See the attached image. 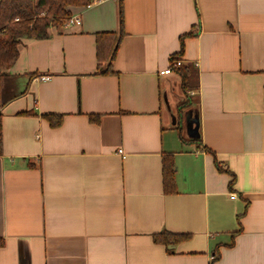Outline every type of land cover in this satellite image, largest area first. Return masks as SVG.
<instances>
[{
  "label": "crops",
  "instance_id": "obj_1",
  "mask_svg": "<svg viewBox=\"0 0 264 264\" xmlns=\"http://www.w3.org/2000/svg\"><path fill=\"white\" fill-rule=\"evenodd\" d=\"M119 1L22 39L0 79V264H211L215 253L214 264H264V0H121L124 32L101 75L95 35L117 34ZM190 32L179 58L196 97L182 112L180 75L160 72ZM184 121L198 124L186 144ZM160 231L191 238L169 255L152 241Z\"/></svg>",
  "mask_w": 264,
  "mask_h": 264
},
{
  "label": "trees",
  "instance_id": "obj_2",
  "mask_svg": "<svg viewBox=\"0 0 264 264\" xmlns=\"http://www.w3.org/2000/svg\"><path fill=\"white\" fill-rule=\"evenodd\" d=\"M93 0H0V79L7 77L10 69L16 64L19 56V44L22 39H43L48 36V28L56 27L63 29L64 24L73 16L72 8L85 7L92 3ZM118 32H101L95 35L96 45V61L98 62L99 74L103 75L112 73V63L115 54L118 50V43L122 37L124 29L123 12L121 0L118 3ZM196 36V33H188L180 37V50L177 54L172 55L171 63L175 60L182 61L179 57L182 55L185 37ZM116 39V41H115ZM176 69V73L180 75V89L187 93L190 91L191 82H194L195 72L190 65H181ZM39 74L32 73L30 77L38 76ZM264 103V96H263ZM185 105H190L186 103ZM24 114L33 115L32 111ZM1 106H0V154L2 151V127H1ZM43 118L52 128H57L63 121V116L60 114H45ZM89 120L97 123L98 115H89ZM184 142V141H183ZM215 159V155L209 149ZM215 167L219 171L224 172L217 160L214 161ZM176 169L172 154L164 155L162 158V185L166 195L176 193L175 185ZM233 178V175H232ZM232 183V182H231ZM191 238V234L175 233L168 231H160L152 236L154 244L161 245L166 248L167 253L172 255L174 249L168 247L187 242ZM4 241L0 238V247ZM219 255L215 253L211 264L217 261Z\"/></svg>",
  "mask_w": 264,
  "mask_h": 264
},
{
  "label": "rangeland",
  "instance_id": "obj_3",
  "mask_svg": "<svg viewBox=\"0 0 264 264\" xmlns=\"http://www.w3.org/2000/svg\"><path fill=\"white\" fill-rule=\"evenodd\" d=\"M116 41V39H115ZM195 86L194 82H191V85H190V90ZM175 90L177 92V94H180L182 95V97L184 96V92L180 89V86L176 85L175 86ZM194 89H192V95H190L189 93H186V95L184 96V98L182 99V101H177L176 100V103L177 105L176 106H173L172 108L174 109H179L180 111L183 112L184 109H187L189 107V105H185L186 103H194L195 102V95L193 94V91ZM193 112H191V117L194 119V114H192ZM184 118H186V116H184ZM198 130V124L197 123H194L192 124V126L189 128L187 126V122L184 121L183 124L179 123L178 127H177V130H176V135L177 137L180 139V141L183 143V144H186L189 139H194L196 138L195 135L197 134V131ZM184 141V142H183ZM186 146V145H185Z\"/></svg>",
  "mask_w": 264,
  "mask_h": 264
},
{
  "label": "built area",
  "instance_id": "obj_4",
  "mask_svg": "<svg viewBox=\"0 0 264 264\" xmlns=\"http://www.w3.org/2000/svg\"><path fill=\"white\" fill-rule=\"evenodd\" d=\"M100 0H93L91 4L87 5V7H89L92 4H95L97 2H99ZM80 19L77 16H72L63 26V29H69L71 26H78L80 25ZM182 65V61L180 60H175L170 64V67L166 68L165 71L160 72L161 75H166L168 74L170 71H172L174 68H179ZM40 78H42L43 80H47L48 78L46 76H41Z\"/></svg>",
  "mask_w": 264,
  "mask_h": 264
},
{
  "label": "water",
  "instance_id": "obj_5",
  "mask_svg": "<svg viewBox=\"0 0 264 264\" xmlns=\"http://www.w3.org/2000/svg\"><path fill=\"white\" fill-rule=\"evenodd\" d=\"M195 137H196V135H195ZM196 139V138H195ZM169 249H171V248H173L172 246L171 247H168Z\"/></svg>",
  "mask_w": 264,
  "mask_h": 264
}]
</instances>
